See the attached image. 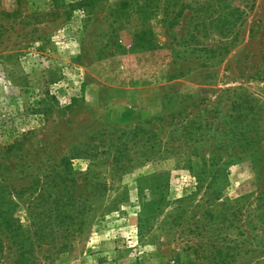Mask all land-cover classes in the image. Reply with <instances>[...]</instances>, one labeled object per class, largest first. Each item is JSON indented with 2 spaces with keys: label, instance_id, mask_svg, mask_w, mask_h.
<instances>
[{
  "label": "rangeland",
  "instance_id": "rangeland-1",
  "mask_svg": "<svg viewBox=\"0 0 264 264\" xmlns=\"http://www.w3.org/2000/svg\"><path fill=\"white\" fill-rule=\"evenodd\" d=\"M0 264H264V0H0Z\"/></svg>",
  "mask_w": 264,
  "mask_h": 264
}]
</instances>
